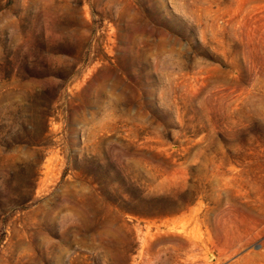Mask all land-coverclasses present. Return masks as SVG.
<instances>
[{
	"label": "rangeland",
	"instance_id": "374dc122",
	"mask_svg": "<svg viewBox=\"0 0 264 264\" xmlns=\"http://www.w3.org/2000/svg\"><path fill=\"white\" fill-rule=\"evenodd\" d=\"M0 264H264V0H0Z\"/></svg>",
	"mask_w": 264,
	"mask_h": 264
}]
</instances>
